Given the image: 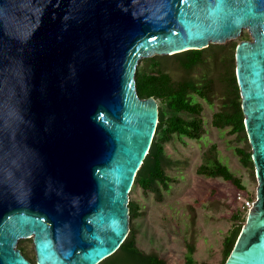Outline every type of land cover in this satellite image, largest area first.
<instances>
[{"label":"water","instance_id":"1","mask_svg":"<svg viewBox=\"0 0 264 264\" xmlns=\"http://www.w3.org/2000/svg\"><path fill=\"white\" fill-rule=\"evenodd\" d=\"M257 199L226 264H264V0H0V264H99L131 230L130 193L159 103L141 60L224 44Z\"/></svg>","mask_w":264,"mask_h":264},{"label":"trees","instance_id":"2","mask_svg":"<svg viewBox=\"0 0 264 264\" xmlns=\"http://www.w3.org/2000/svg\"><path fill=\"white\" fill-rule=\"evenodd\" d=\"M237 46L236 42L228 46L211 44L203 49H190L168 56L155 55L143 61L142 67L137 70V90L142 98L154 97L160 102L159 123L133 187L153 192L158 200H163L164 192H170L172 185L177 182L170 171L184 163L167 153L166 143L174 137L202 140L207 131L202 118V101L210 105L219 103L212 125L220 130H228L231 135L236 136L238 142L244 143L236 146L235 152L243 166L256 177L237 77ZM197 173L209 178H222L240 190L246 189L242 179L223 161L216 144L210 146L204 154V162L198 167ZM140 213L136 201L131 200V220L138 218ZM243 215L240 212L234 216L236 223L225 237L224 264L242 233ZM130 227V233L119 249L99 264H167L158 252L142 250L137 243V227L134 224ZM197 243V231L194 227L187 242L185 264H211L197 261ZM18 246L31 259L24 245Z\"/></svg>","mask_w":264,"mask_h":264},{"label":"rangeland","instance_id":"3","mask_svg":"<svg viewBox=\"0 0 264 264\" xmlns=\"http://www.w3.org/2000/svg\"><path fill=\"white\" fill-rule=\"evenodd\" d=\"M251 39L248 30H244L240 37L224 44H239ZM145 59L140 61L138 68L142 67ZM202 103V118L207 130L202 140L174 137L166 143L167 153L184 163L170 171L177 180L170 192H164L163 200H158L153 192L137 186L130 193V200L136 201L141 212L138 218L131 220V225L134 224L138 229V246L146 252H158L167 264H185L187 242L194 227L198 239L197 261L224 264L223 243L236 223L234 216L243 212L241 222L245 226L250 210L243 209V206L251 197L257 199V176L251 175L235 152V147L244 143L238 142L228 130L213 127L212 119L219 110L218 102L214 105ZM214 144L223 161L242 179L245 190L238 189L222 178H209L197 173L198 167L204 162V154ZM19 244L27 249L32 263L38 264L33 238L23 239Z\"/></svg>","mask_w":264,"mask_h":264},{"label":"built area","instance_id":"4","mask_svg":"<svg viewBox=\"0 0 264 264\" xmlns=\"http://www.w3.org/2000/svg\"><path fill=\"white\" fill-rule=\"evenodd\" d=\"M254 203H255V200H253V199H248V200L245 202V204H244V206H243V209L251 210V209L253 208V206H254Z\"/></svg>","mask_w":264,"mask_h":264}]
</instances>
